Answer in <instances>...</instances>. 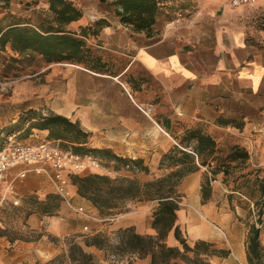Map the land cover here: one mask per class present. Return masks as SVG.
<instances>
[{"label":"crops","instance_id":"1","mask_svg":"<svg viewBox=\"0 0 264 264\" xmlns=\"http://www.w3.org/2000/svg\"><path fill=\"white\" fill-rule=\"evenodd\" d=\"M51 1L11 0L7 6L0 1V38L15 26L38 29L48 16L53 17ZM70 1L82 16L66 29L78 36L82 29L88 31V37H84L86 45L105 69L99 71L92 64H48L40 56L35 57L28 64H39V69L29 80L18 83L11 91L0 89V140L7 134L2 130L17 122L24 112H53L79 123L89 134L87 141L80 144L83 150H109L116 156L139 160L147 169L136 175L97 157L100 166L80 174L150 178L168 172L160 167L161 161L180 146L179 139L187 130L201 128L216 140L218 149L223 142L244 148L249 153L244 170L264 188V1L233 8L231 0H163V13L150 35L122 24L110 2ZM178 12H183L185 19L175 23ZM32 56L12 50L10 44L0 50V60L8 64L21 59L29 62ZM58 77L60 84L54 88L52 82ZM48 134L35 130L30 137H23L21 130L10 137L27 142L39 135L64 150L76 152L77 144L50 140ZM83 150L79 153L83 154ZM35 167L20 164L10 170L7 181ZM71 171L67 169L73 204L101 218L98 209L78 194L69 177ZM206 172L210 174L207 167H201L187 176L179 191L191 193L194 209L200 208L204 221L222 228L223 234L229 231L227 245L223 236L214 232L216 246L228 255L215 256L212 263L250 264L246 233L241 232L240 226L229 229L231 214L222 212V224L208 215L216 212L215 191L207 203H202L201 178ZM219 180L218 175L214 182L219 184ZM3 186L4 192L6 184ZM3 192L0 205L34 194L40 200L50 194L58 195L47 175L33 171L16 181L6 199ZM154 207L129 203L128 212L108 224L76 214L61 201L56 216L33 213L28 217L27 228L43 235L37 242L18 241V247L38 245V251L50 258L59 254L62 247L48 237L58 239L72 234L85 238V226L91 230L88 235L109 233L112 225L118 230L134 227L140 234H155L151 227ZM195 218L190 215L183 219L193 223ZM169 240L177 244L173 232ZM259 240L264 248L261 231ZM89 251L105 264L103 250L91 247ZM140 262L150 264V259H138L136 264Z\"/></svg>","mask_w":264,"mask_h":264},{"label":"trees","instance_id":"2","mask_svg":"<svg viewBox=\"0 0 264 264\" xmlns=\"http://www.w3.org/2000/svg\"><path fill=\"white\" fill-rule=\"evenodd\" d=\"M0 1L7 6L11 0ZM100 1L110 2L115 7L116 15L122 24L130 26L134 32H145L148 35L163 13V0ZM50 11L53 17L48 16L38 29L29 26L9 28L0 38V50H5L10 44L12 50L22 55L26 53L34 55L28 58L30 63H33L35 57L40 56L48 64L60 62L92 64L95 69L103 71L105 66L87 47L84 40V37H88V31L82 29L78 36L66 29L68 24L80 19L81 11L70 0H52ZM23 61L24 59H21L18 62ZM21 130L25 133L23 137H30L35 130L48 131L50 140H68L77 144L78 146H74L76 153L83 150L80 144L86 142L89 136L79 123L53 112L44 114L31 109L21 114L17 122L2 130L7 134L0 140V145ZM179 145L161 161L160 167L168 172L150 181L144 182L139 177H111L98 173L69 176L72 184L77 187L78 194L90 201L98 209L100 217L107 220L104 223H113L112 220L116 221L127 213L129 203L155 204L151 224L155 234H140L134 227L119 229L116 244L105 232L87 235L81 243L72 241L67 250L57 257L45 263L37 261L35 264H101L89 251L91 247L133 254L137 259L149 258L150 264H213L212 259L215 256H227L226 250L218 248L212 242L198 238L193 245L189 243L178 223L182 198L179 186L187 176L199 171L201 167H207L210 174L205 173V180L201 185L202 203L205 204L212 196L213 180L215 181L220 173L228 175L232 163L245 164L249 159V153L244 148L233 146L225 159L219 158L220 149L216 140L201 128L187 130L179 139ZM83 152H91L96 157L113 161L118 169L132 165L138 167L140 173L147 172L139 160L119 157L109 150L84 149ZM261 188L264 195V188L262 186ZM30 197L38 207L28 210L27 219L33 213L49 217L57 215L62 201L59 195L50 194L46 200H40L36 196ZM7 202L9 201L4 203ZM172 232L178 243L176 246L168 243V237ZM39 234L40 238L43 233ZM259 236L260 228L255 225L252 227V236L247 245L250 264H264V248ZM11 241L14 242V239Z\"/></svg>","mask_w":264,"mask_h":264},{"label":"rangeland","instance_id":"3","mask_svg":"<svg viewBox=\"0 0 264 264\" xmlns=\"http://www.w3.org/2000/svg\"><path fill=\"white\" fill-rule=\"evenodd\" d=\"M28 63L30 62L24 60L23 62H12V64H8L6 61L2 62L0 60V89L11 91L18 83L29 80L31 75L38 71L39 64H33L34 66H30ZM49 80L52 79L49 78ZM52 83L55 88L60 84V78L58 77L54 79ZM14 141L24 142L23 138L20 137L15 138ZM37 141L44 140L38 135V137H34L27 142ZM231 148L232 147L229 144L223 142L222 147L218 152V157L225 159L231 152ZM214 165H216V162ZM229 171L228 175H222V173L219 174V181H221V183L216 184L214 180L211 183L212 191H215L213 200L214 208L218 215L216 212L209 213L208 215L222 224V218L220 215L226 210L232 216L229 229L234 230L236 227L240 226L241 232L244 231L246 233V245H248L252 236L253 226L256 225L260 228L261 234H264V195L262 193V188L259 183L256 182L255 177L246 173L244 170V164H241V162L232 163L229 167ZM205 176L206 174H203L201 178V185L205 180ZM210 176L212 177V175ZM154 178L156 177H142L140 179L145 182ZM2 186L0 187V196H2L3 192L4 186ZM3 193H5V188ZM181 195L182 198L180 211L178 213V223L189 243L193 245L195 239L200 238L216 245L215 239L212 238L214 232H216L220 234L221 238L223 236L224 244L227 245L229 231H224L225 234H223L221 230L222 228L219 229L213 227L210 223L204 221L202 218L204 217V214L199 211L200 208L198 207L197 211L194 209L191 193L184 191ZM31 196H36L39 199L38 195L34 194ZM17 200L18 203L11 201L0 205V264H35L37 261L45 263L64 253L72 241L81 243L84 240L83 237L74 236L72 234L58 239L48 237L50 241H53L62 247L59 254L50 258L44 257L38 251V245H34L32 248L18 247V241L37 242L40 234L31 232L27 228L26 218L28 210L30 208L37 209L38 206L33 203L30 196L18 198ZM145 205H149V203H145ZM190 215L196 216L194 219L195 221L193 223L185 222L183 219L184 216L188 218ZM236 219H240V222H236ZM90 231H84L83 235H88ZM117 231L118 229L112 225V229H110V232L108 233L114 244H116L118 240ZM13 239L14 242L11 241ZM260 240H262V237H260ZM168 243L171 246L178 245V243L176 244L175 241L173 242L172 240H169ZM104 252L105 264H129L130 262L136 263L138 260L133 254H122L108 250ZM140 264L145 263L140 262Z\"/></svg>","mask_w":264,"mask_h":264},{"label":"built area","instance_id":"4","mask_svg":"<svg viewBox=\"0 0 264 264\" xmlns=\"http://www.w3.org/2000/svg\"><path fill=\"white\" fill-rule=\"evenodd\" d=\"M262 1L264 0H231L230 4L233 8H238L260 3ZM184 19V13L178 12L175 23H180ZM20 164H34L36 167L25 170L10 181H7V175L10 170ZM99 166L100 162L98 158L91 152L81 154L67 151L62 149L58 144L46 140L38 142H16L12 137H8V139L0 145V187L6 184L4 199L14 190L18 179L25 178L30 171H33L38 174L47 175L54 182L56 193L60 196L62 202L76 214L82 215L90 220L105 222L107 220L96 217L84 207L75 206L68 190V168L72 169L70 174H80L87 168H98ZM123 169L132 171L135 174L140 173V169L132 165L124 166ZM13 202L18 203V200L14 199ZM84 231H90L89 227L85 226Z\"/></svg>","mask_w":264,"mask_h":264}]
</instances>
